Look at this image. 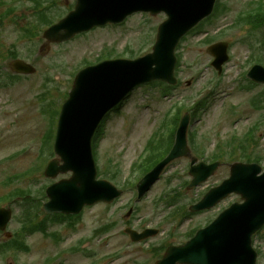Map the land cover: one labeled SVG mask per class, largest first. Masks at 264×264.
<instances>
[{"label":"rangeland","instance_id":"obj_1","mask_svg":"<svg viewBox=\"0 0 264 264\" xmlns=\"http://www.w3.org/2000/svg\"><path fill=\"white\" fill-rule=\"evenodd\" d=\"M55 1L61 14H65L75 5V0ZM247 1L228 0L229 13L208 23L206 30L215 33L219 26L223 28L231 23ZM29 3L31 2L27 0H0V54L5 56H0L1 82H8L5 76L12 74L8 66L10 48L17 47L19 57L33 63L37 68L34 74L25 76L24 79L23 76L20 77L23 80L17 81L20 82L18 84L15 82L12 85H0V195L14 187H23L37 194L42 185L50 183L51 180L44 175V168L50 158L46 154L48 160L43 163L41 152L44 135L47 130L56 128L55 112L60 110L66 96L64 91L69 89L72 75L82 66L83 61L96 62L106 54L107 49H113L114 56L131 51L137 54L149 51L154 43L157 27L165 18L161 14H138L122 26L108 24L82 33L71 42L52 44L46 55H39L38 50L43 43L41 39L30 43V46L21 41L22 27L34 20L33 3ZM12 7L14 10L9 11ZM244 35L239 28L228 30L225 34L226 39L233 43L232 60L227 65L214 95L207 100L205 108L199 107L197 116L192 120L189 134L192 130L196 133L194 135L198 152L192 151L199 160L210 157L218 144H221L224 151H229L231 136L236 134L242 137L264 116V108L250 109L249 104V100L263 91L264 86L241 88L243 76L252 64L248 62L252 55L251 49L240 41V37ZM201 38L202 36L197 35L190 36L180 49L183 53V64L179 73L182 82L178 88L168 97L160 96L159 86L137 89L121 113L115 114L110 120L104 138L98 142L96 150L100 166L103 170L109 165L119 167V182L126 184L128 193L115 204L88 208L80 220L71 221L74 228L67 227V221L48 223V230L59 234L57 242L41 232H36L25 240L31 247L29 252L9 251L6 255H0V264H43L47 258L57 260L54 264L150 263L153 261L148 250L150 245L183 242L192 228L208 223L223 208L240 199L239 195L232 194L210 211L193 214L182 222L168 215L172 214L177 204V207L182 204L187 209L193 199L199 198L207 189L228 177L229 164L232 160H240L242 151L238 150L237 158L225 154L224 159L222 157L224 165L205 183L192 190H188L185 184L191 179L188 173L189 159L174 161L146 198L139 202V210L130 217L126 214L136 191L128 183L133 177L132 164L139 159L147 140L158 128L164 115L175 102L185 101L190 106L192 96L202 97L203 85L208 82L214 85L218 81L210 65L211 57L206 52V46L199 42ZM238 74L242 76L240 82L237 80ZM188 80L190 84L187 83ZM56 89L61 90L59 94H56ZM48 91L51 94L46 102L48 98L45 99L44 96ZM257 135L259 145L254 148V153L262 157L261 164L264 167V125ZM251 148L249 146V151ZM17 149H20L17 157L5 161L9 153ZM37 164H42L40 169H36ZM24 172L26 175L14 177L10 183L4 184L10 176ZM61 177L58 176L56 180ZM176 190L181 195L175 205H168L161 200L167 195L176 194ZM4 203L1 202L0 206ZM13 208L14 215H18L20 209L16 206ZM40 217L43 219L44 214ZM105 224H112L114 227L106 233L95 234ZM126 226L138 230L153 226L160 229V234L151 237L146 243H133L123 232ZM17 228L19 223L13 216L9 230L13 233ZM5 238V234L0 233V241ZM254 246L259 251L258 263H264V229L255 236Z\"/></svg>","mask_w":264,"mask_h":264},{"label":"water","instance_id":"obj_2","mask_svg":"<svg viewBox=\"0 0 264 264\" xmlns=\"http://www.w3.org/2000/svg\"><path fill=\"white\" fill-rule=\"evenodd\" d=\"M204 4L203 0H78L76 10L59 25L51 28L47 35L50 38H68L96 24L121 21L128 14L140 10L166 11L175 22L187 16V12L195 14L201 11ZM172 22L162 27L156 54L137 61H107L81 72L76 78L71 97L62 112L61 131L59 130L56 145L65 164L58 168V160H53L46 170L48 176L68 170L74 171V175L70 180L61 181L49 189L52 200L46 206L48 211H78L84 204L110 200L114 195L113 193L107 198L111 188L105 181L95 180L91 154V139L95 127L101 117L136 84L171 74L170 71L164 74L159 69L165 68L160 58L169 41L167 32ZM63 29L66 32L64 36L53 33ZM184 31L185 29L182 32ZM174 43L175 40L170 44V54ZM167 53L169 55V51ZM14 67L19 70L28 68L22 62L14 63ZM188 122L187 115L178 130L176 145L169 156L154 169L153 179L173 158L188 153ZM218 165L219 163L201 164L193 167L192 186L206 180ZM260 170L257 164L232 165L231 177L213 188L196 208H210L231 192L240 193L245 202L235 203L226 209L185 245L170 247L164 259L157 264H256L257 254L252 248L251 237L264 224V173L258 175ZM8 218L9 215L5 217V222Z\"/></svg>","mask_w":264,"mask_h":264}]
</instances>
